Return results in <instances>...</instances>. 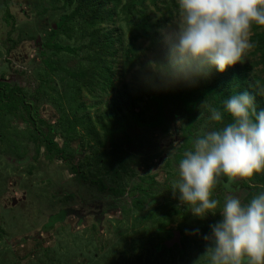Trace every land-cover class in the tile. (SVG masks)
<instances>
[{
	"label": "rangeland",
	"instance_id": "374dc122",
	"mask_svg": "<svg viewBox=\"0 0 264 264\" xmlns=\"http://www.w3.org/2000/svg\"><path fill=\"white\" fill-rule=\"evenodd\" d=\"M8 1L11 19L5 13V1L0 0V80L24 88L37 118L57 129L56 140L67 160L47 154L44 147L36 150L29 138L30 118L11 119L14 133L5 145L0 138V264H161L168 234L159 223L165 221L162 208L168 204L186 212L189 238L200 240L201 247L208 246L203 236L210 231L204 229L220 219L219 212L196 217L170 188L178 178V161L191 150L183 148L179 134V127L186 123L183 115L175 112L163 128H135L128 136L119 134L110 141L99 129L98 140L103 145L97 143L96 135L79 134L71 139L60 120L61 106L69 110V103L59 76L55 80L62 98L56 92L34 96L44 67L40 49L46 17L38 16L35 0ZM178 23L179 12L163 29L167 43ZM122 74L119 67L117 84L126 80ZM109 98L103 92H84L79 101L85 102L95 120ZM208 125L210 121L205 120L199 131ZM119 140L122 146L115 149ZM233 180L224 179L225 188L216 190L222 203L227 192L247 203L264 191V183L245 184V177ZM178 218L172 220L184 223ZM175 221L169 226L175 227ZM195 228L201 229L199 233L192 231ZM176 264H183L182 260Z\"/></svg>",
	"mask_w": 264,
	"mask_h": 264
},
{
	"label": "trees",
	"instance_id": "16d2710c",
	"mask_svg": "<svg viewBox=\"0 0 264 264\" xmlns=\"http://www.w3.org/2000/svg\"><path fill=\"white\" fill-rule=\"evenodd\" d=\"M4 1L5 13L11 19L13 15L9 1ZM158 1L35 0L38 16L46 17L50 23L44 20L46 28L40 49L44 67L38 74L41 80L34 96H49L55 92L59 94L55 80V76H59L69 103V110L61 106L60 120L64 125L65 135L71 139L79 134L96 135L97 143L103 145L104 142L98 140L99 129L103 130V135L110 141L119 134L128 136L129 130L135 128H163L175 112H180L186 119V123L179 127L182 146L191 149L197 137L232 122V117L223 110L224 100L241 91L255 95L258 89H264V26L255 23L251 26L249 37L254 47L242 61L226 68L224 72L213 68L205 78L179 82L171 81L158 72L159 65L156 62L165 59L173 38L171 36L167 43L163 29L171 24L175 14L179 12L177 0ZM154 10L160 16L153 14ZM119 67H122V75L126 80L117 84L115 76ZM84 92L90 95L98 92L110 95L105 108L95 120L89 115L85 102L79 101ZM26 96L22 86L0 80L2 143H8L7 140L14 133L15 128L11 126L13 117L19 116L26 120L30 118L33 127L30 128L29 138L35 143L36 150L44 147L47 154L67 160L64 148L56 140L57 129L37 118L34 104ZM62 96V93L57 95L58 98ZM56 105L59 107L60 102ZM210 105L221 110V121L210 119ZM256 105L258 110L264 107V97L256 96ZM205 120L210 121V125L200 132V124ZM96 122L100 127H97ZM78 125L84 129L85 134ZM121 143L122 140H119L115 149L122 146ZM16 154L19 156V153ZM245 179V184L264 183V171ZM221 187V180L218 178L213 198L219 201L215 193ZM134 189L137 190L138 187L134 186ZM162 209L165 221L162 220L159 226L163 230L166 228L169 236L175 229L169 226L175 221L172 219L182 217L184 223L181 220L175 221L176 229H180L185 235L182 246H163L161 264H176L178 259L183 264H209L206 250L210 244L201 247L200 240L189 238L185 224L188 217L186 212L170 204ZM204 231L208 233L210 228L206 227ZM144 264H148V261Z\"/></svg>",
	"mask_w": 264,
	"mask_h": 264
},
{
	"label": "clouds",
	"instance_id": "9594fccd",
	"mask_svg": "<svg viewBox=\"0 0 264 264\" xmlns=\"http://www.w3.org/2000/svg\"><path fill=\"white\" fill-rule=\"evenodd\" d=\"M179 23L164 60L156 62L167 79L192 81L215 68L224 72L254 47L249 40L253 23L264 26V0H177ZM256 94L241 91L223 101L232 122L197 137L178 161L173 194L199 218L219 212L209 225L206 253L209 264H264V191L247 203L227 192L223 203L213 198L218 178L251 177L264 171V107ZM210 119L221 121V110L209 106ZM199 233V229H193Z\"/></svg>",
	"mask_w": 264,
	"mask_h": 264
},
{
	"label": "flooded vegetation",
	"instance_id": "af4514ba",
	"mask_svg": "<svg viewBox=\"0 0 264 264\" xmlns=\"http://www.w3.org/2000/svg\"><path fill=\"white\" fill-rule=\"evenodd\" d=\"M220 180H221V185L222 186H224V188H225V186L227 185L225 182H223L224 181V179H228V178H224V177H220L219 178ZM234 182L236 181L235 179L233 180ZM232 187V186H231ZM234 189V187L232 188V190ZM217 193V192H216ZM66 214V213H65ZM176 225H177V222H176ZM175 228V229H174ZM173 231H172V233H171V235H169V236H167L163 241H164V245L166 246V247H168V248H171V247H174V246H176L177 244L178 245H181L182 246V244H183V239H184V233L180 230V229H176V226L175 227H173ZM196 229V228H195ZM201 230V229H200ZM168 231V230H167ZM179 232V234H180V243L179 242H175V243H173V245H171V246H167L165 243H166V241H169V240H171L172 238H174L175 237V233L176 232ZM194 238V237H193ZM208 244H210V241H209V243Z\"/></svg>",
	"mask_w": 264,
	"mask_h": 264
},
{
	"label": "water",
	"instance_id": "95a60500",
	"mask_svg": "<svg viewBox=\"0 0 264 264\" xmlns=\"http://www.w3.org/2000/svg\"><path fill=\"white\" fill-rule=\"evenodd\" d=\"M175 234H176V235H175L174 238H172V239L169 240V241H166L165 244H166L167 246H171V245H173V243H175V242H179V243H180V234H179V232L177 231Z\"/></svg>",
	"mask_w": 264,
	"mask_h": 264
}]
</instances>
